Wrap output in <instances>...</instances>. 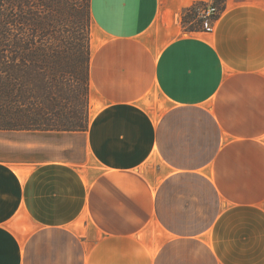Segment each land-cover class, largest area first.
<instances>
[{
	"label": "crops",
	"instance_id": "1",
	"mask_svg": "<svg viewBox=\"0 0 264 264\" xmlns=\"http://www.w3.org/2000/svg\"><path fill=\"white\" fill-rule=\"evenodd\" d=\"M88 9L86 129L0 127V264H264V0Z\"/></svg>",
	"mask_w": 264,
	"mask_h": 264
},
{
	"label": "rangeland",
	"instance_id": "2",
	"mask_svg": "<svg viewBox=\"0 0 264 264\" xmlns=\"http://www.w3.org/2000/svg\"><path fill=\"white\" fill-rule=\"evenodd\" d=\"M184 27L200 29V22L194 18ZM91 32L88 0H0V78L6 85L2 97L0 93V126L72 125L67 114L60 120L50 116L45 122L27 100L20 103L16 93L25 83V63H43L46 78L75 85L68 71L73 64H84ZM83 85L80 83L81 90ZM85 106L80 100V125L84 123Z\"/></svg>",
	"mask_w": 264,
	"mask_h": 264
},
{
	"label": "trees",
	"instance_id": "3",
	"mask_svg": "<svg viewBox=\"0 0 264 264\" xmlns=\"http://www.w3.org/2000/svg\"><path fill=\"white\" fill-rule=\"evenodd\" d=\"M194 18L195 17L192 16V14H187L184 21L185 23L190 22L191 20H194ZM2 52L3 51L0 50V58L2 56ZM89 59L90 50L88 49V57L86 58L83 65L79 66L78 64H73L70 66L68 73L75 80V85H70V83L66 85L65 82L62 81V79L59 80L55 78H46L44 74L45 68H43V63H25L23 65V67L27 68V70L25 71V83L23 85H19L18 92L16 93V97L20 99V103L26 102L25 100H27L29 102L28 106L31 105V108L37 110V116L44 118L43 120L45 122L50 121V119H48L50 116H53L56 119L60 120L64 118L65 114H67L68 117H70L67 122L72 124L71 126H52L40 123L37 125H7L0 127H36L47 129L84 131L87 125V113L85 110V119L83 120V125L78 124L80 114L78 110L79 108H77V106L80 100H82L85 102V109L87 107L89 89ZM0 67H2L1 62ZM80 83H82V85H85L83 90L80 89ZM5 89V80H3V78H0V93L2 94L1 97L4 95ZM24 90L25 92H23ZM61 122L62 121H60V123Z\"/></svg>",
	"mask_w": 264,
	"mask_h": 264
},
{
	"label": "built area",
	"instance_id": "4",
	"mask_svg": "<svg viewBox=\"0 0 264 264\" xmlns=\"http://www.w3.org/2000/svg\"><path fill=\"white\" fill-rule=\"evenodd\" d=\"M193 14L196 20L200 22V28L205 33H211L214 30V18L218 11L214 4L195 5Z\"/></svg>",
	"mask_w": 264,
	"mask_h": 264
}]
</instances>
